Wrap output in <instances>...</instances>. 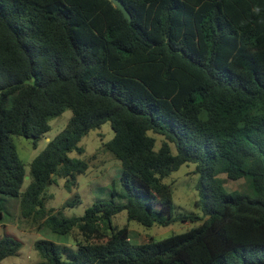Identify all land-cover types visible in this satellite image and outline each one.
<instances>
[{
	"label": "trees",
	"instance_id": "obj_1",
	"mask_svg": "<svg viewBox=\"0 0 264 264\" xmlns=\"http://www.w3.org/2000/svg\"><path fill=\"white\" fill-rule=\"evenodd\" d=\"M122 1L131 21L113 0H0V222L10 196L39 229L74 235L75 249L38 240L40 264H263L264 0ZM67 108L69 125L32 161L21 191L27 171L12 135L37 145ZM108 121L121 202L70 218L46 210L49 184L65 178L71 190L89 168L69 154ZM185 163L200 174L206 218L133 243L128 225L112 224L123 210L148 227L201 219L175 215L165 182ZM221 174L250 190L228 191ZM22 245L0 238V261Z\"/></svg>",
	"mask_w": 264,
	"mask_h": 264
},
{
	"label": "rangeland",
	"instance_id": "obj_2",
	"mask_svg": "<svg viewBox=\"0 0 264 264\" xmlns=\"http://www.w3.org/2000/svg\"><path fill=\"white\" fill-rule=\"evenodd\" d=\"M72 116V110L67 108L60 115L51 117L49 119L51 129L39 138L37 145L34 144L32 137L12 135L18 156L27 171L21 191H25L30 184L29 173L32 161L46 149L50 140L67 128ZM150 134L153 135V133ZM114 135L115 131L111 122L108 121L101 127L91 130L82 138L80 146L84 148V152L79 154L77 151H72L69 156L87 162L89 168L86 173L77 175L76 183L71 190L65 186V178L58 177L49 184L47 193L52 196L46 200V210L55 209L56 212L59 211L63 216L70 218L82 216L88 207L99 200L121 202V199L114 197L112 192L115 189L122 190V162L107 147ZM160 137L162 138V136ZM160 137L157 136L158 144L161 140ZM195 168L194 163H185L178 170L172 172L165 182L172 185L175 215L196 214L201 219L198 221L178 220L167 226L155 224L148 227L135 220H129L127 211L123 210L113 216L112 224L118 227L128 225L131 241L136 244L148 242L150 239L162 240L200 225L206 217L203 218V201H201L203 196L197 189L200 174L195 172ZM219 176L223 178L224 187L228 191L237 188L245 191L250 190L246 179L231 180L227 179L225 175ZM77 195L79 202L65 206L66 201L75 200ZM2 198L4 216L0 222V238L10 236L21 241L23 245L17 254L3 259L0 264L42 263L43 258L36 248V243L40 239H48L60 245L67 244L69 249L76 248L72 242L73 234L58 235L47 225H44L43 229H39V223H32L29 219L21 218L18 198L10 196ZM66 256L67 254L63 255L64 259Z\"/></svg>",
	"mask_w": 264,
	"mask_h": 264
},
{
	"label": "water",
	"instance_id": "obj_3",
	"mask_svg": "<svg viewBox=\"0 0 264 264\" xmlns=\"http://www.w3.org/2000/svg\"><path fill=\"white\" fill-rule=\"evenodd\" d=\"M113 1H114V4L116 5V7H118L124 13L125 18H127L129 21H131L132 20V15L128 11V9H127L126 5L124 4V2L122 0H113Z\"/></svg>",
	"mask_w": 264,
	"mask_h": 264
}]
</instances>
